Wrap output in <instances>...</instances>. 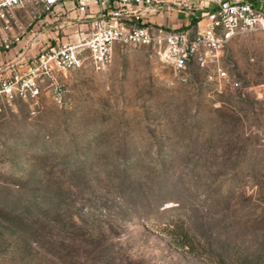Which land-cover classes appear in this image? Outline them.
<instances>
[{"label": "rangeland", "instance_id": "obj_1", "mask_svg": "<svg viewBox=\"0 0 264 264\" xmlns=\"http://www.w3.org/2000/svg\"><path fill=\"white\" fill-rule=\"evenodd\" d=\"M90 21L29 2L0 23V264H264L261 35L225 47L229 84L116 44L104 69L58 77L62 103L51 81L1 93Z\"/></svg>", "mask_w": 264, "mask_h": 264}, {"label": "built area", "instance_id": "obj_2", "mask_svg": "<svg viewBox=\"0 0 264 264\" xmlns=\"http://www.w3.org/2000/svg\"><path fill=\"white\" fill-rule=\"evenodd\" d=\"M212 1L215 7L206 14L205 28L191 34L189 30L174 31L133 24V18L152 0H0V23L9 22L15 10L29 2L38 4L46 15L65 12L72 3L79 14L87 15L91 20L88 38L42 49L29 61L28 78L22 81V77L16 75L13 82H3L1 93L9 99L17 92L24 98L35 99L40 94V83L51 81L55 85V100L62 103L64 90L58 77L82 68L85 61L97 70L104 69L113 60L116 44L153 46L161 58L171 62L180 73L193 59L201 69L211 66L219 82L229 84L230 77L220 66L219 58L228 43L238 36L257 33L264 41V10L259 0ZM92 3L98 9L90 14ZM13 39L5 42V49L20 41L19 36Z\"/></svg>", "mask_w": 264, "mask_h": 264}, {"label": "crops", "instance_id": "obj_3", "mask_svg": "<svg viewBox=\"0 0 264 264\" xmlns=\"http://www.w3.org/2000/svg\"><path fill=\"white\" fill-rule=\"evenodd\" d=\"M258 3L264 10V0H259ZM70 7H73L72 3L68 4L67 9ZM214 7L215 3L212 0H152L150 5L144 6L133 18V24L165 30H175L191 25L188 30L191 34H196L205 28L208 22L206 14ZM97 9L98 6L92 3L89 13L93 14Z\"/></svg>", "mask_w": 264, "mask_h": 264}, {"label": "trees", "instance_id": "obj_4", "mask_svg": "<svg viewBox=\"0 0 264 264\" xmlns=\"http://www.w3.org/2000/svg\"><path fill=\"white\" fill-rule=\"evenodd\" d=\"M140 26H144V25H140ZM189 27H191V25L190 26H187V27H181L179 29H175L174 31L188 30Z\"/></svg>", "mask_w": 264, "mask_h": 264}]
</instances>
